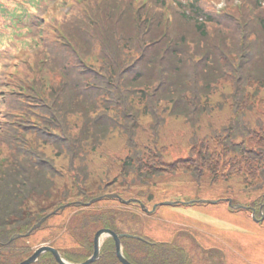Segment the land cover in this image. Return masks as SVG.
Masks as SVG:
<instances>
[{"label": "trees", "instance_id": "trees-1", "mask_svg": "<svg viewBox=\"0 0 264 264\" xmlns=\"http://www.w3.org/2000/svg\"><path fill=\"white\" fill-rule=\"evenodd\" d=\"M245 1L212 27L208 23L214 18L199 0L181 4V22H190L196 33L188 44L177 19L172 36H163V0H157L158 17L150 19L151 13L130 7L109 17V30L89 41L78 23L75 32L67 30L59 41L40 36L32 46L35 58L49 57L50 64L61 61L66 82L39 84L33 79L26 91L36 98L31 101L38 104L35 111H26L29 103L19 98L23 96L0 92V264L24 257L25 249H16L9 239L28 232L50 211L40 201L50 200L53 193L61 194L58 206L75 202L73 238L85 252H92L96 230L122 233L143 219L135 203L87 209L76 203L93 198L87 193L90 159L116 137L124 140L126 152L118 174L105 185L119 184L115 193L121 198L150 202L154 182L180 172L196 182L207 177L231 190L240 186L254 197L250 205L262 206L264 213V0ZM12 14L15 29L29 31L30 23H39L25 12ZM42 75L30 72L29 77ZM226 111L225 123L215 125ZM11 114L17 115L12 128L6 126ZM165 119L182 121L192 136L186 157L173 162H166L167 148L158 144ZM145 120L153 123L143 140ZM203 130L209 135L200 137ZM122 190L133 195L125 198ZM221 197L236 200L227 190ZM121 244L131 264L171 263L172 248L166 244L126 238ZM61 247L70 262L86 258H79L67 243ZM114 251V241L105 239L94 264H119ZM38 263L55 264L48 253Z\"/></svg>", "mask_w": 264, "mask_h": 264}, {"label": "rangeland", "instance_id": "rangeland-1", "mask_svg": "<svg viewBox=\"0 0 264 264\" xmlns=\"http://www.w3.org/2000/svg\"><path fill=\"white\" fill-rule=\"evenodd\" d=\"M53 1L57 4L52 5ZM73 0H42L37 6L41 16L45 18L48 23L41 22L42 27L48 26L49 23L57 22L62 26L72 21V14H76L73 8L65 9ZM186 2L187 0H180ZM118 2V0H115ZM200 2L210 11L212 8V0H200ZM217 3L215 6L217 8ZM106 12H111L113 9L107 6L99 8ZM37 11V10H36ZM11 23L14 19L12 13L1 15ZM25 23H28L27 18ZM4 25L0 32L8 33L14 29L13 24ZM184 26L185 34L190 38H195L193 26L190 22L180 23ZM179 25V26H180ZM73 33V32H72ZM43 35L41 29L40 34ZM193 37H191V36ZM28 33L23 37L24 41L8 42L6 51L0 52V92L15 93L23 97H19L24 102L29 103L26 111H35L37 103L34 96L27 93L26 89L32 86V80L39 78L29 77L25 74L26 62L18 66L16 78L6 79L7 76L2 73L5 70H11V62L16 63L17 53L23 49H31L37 38H32ZM28 38V41L26 40ZM83 41V40H82ZM3 43V41H2ZM25 44V45H24ZM133 49L138 53V48L133 46ZM29 52H25L24 59L29 56ZM138 57V56H136ZM55 66V64L53 63ZM12 77V76H11ZM9 86L4 87V84ZM40 84V83H39ZM38 105V104H37ZM229 112H221L219 120L215 125H222L228 119ZM7 117L6 126H13L16 122V115L11 114ZM15 116V117H14ZM1 119V118H0ZM153 121L145 120V133L141 137L146 139L150 136V128ZM204 123V122H203ZM2 124V122H1ZM160 139L158 144L167 148L168 156L165 157L166 162H173L175 159L186 157L192 142L188 127L180 120L165 119L162 127L158 131ZM209 135L208 131H201L199 136ZM124 140L120 137L108 140L105 147L99 151V155L93 156L90 159V180L89 189L87 193L89 196L96 198L101 195H110L120 191L119 184L105 185L112 180L119 172V160L124 157L126 150H123ZM59 165L58 162H56ZM174 179V180H173ZM232 189L221 182L210 183L209 179L205 177L202 181L196 182L188 174L180 173L174 175H164L161 179L156 180L153 187L149 190L152 194V202H146L147 209H150L153 203L160 201H176L183 200H215L227 190L228 195H236V204L245 205L252 201L254 197L248 195L247 192L240 186H232ZM124 193V197L128 198L133 195V192ZM79 199V197L77 198ZM145 200V199H144ZM61 201L60 193H53L50 200L40 201L41 206L46 209H53L58 202ZM118 201L116 199H103L100 201V206H115ZM67 208L64 212L50 217L43 226L33 233L32 236L21 240L16 246L17 249L23 247L25 249L26 242L30 243V249L25 252V255L33 254L36 249L43 245L50 239H56L54 246L63 251L61 244L68 242L74 253L82 252V248L73 242V223L75 217L71 216L70 210ZM122 232L133 235H140L148 238L150 241L169 242L179 252L173 253L170 264H176L181 261V264H213L215 260H221L224 264H264V223L257 224L251 219L249 212L245 210L231 211L225 202L216 204H193L192 206H169L163 205L159 207L154 215L150 218L144 217L136 221L130 227H124ZM48 239V240H47ZM28 249V248H27ZM215 250L220 251V257L214 256ZM24 255V256H25ZM27 256V257H28ZM22 257V256H21ZM19 257V258H21ZM13 262V258H11Z\"/></svg>", "mask_w": 264, "mask_h": 264}, {"label": "water", "instance_id": "water-1", "mask_svg": "<svg viewBox=\"0 0 264 264\" xmlns=\"http://www.w3.org/2000/svg\"><path fill=\"white\" fill-rule=\"evenodd\" d=\"M107 198H118L117 195H110V196H107ZM102 197L100 198H97V199H94L92 200L91 203L93 202H96V201H99L101 200ZM125 203V202H124ZM128 203V202H126ZM200 203L202 204H214L215 201H206V200H202L200 201ZM174 203H171V202H166V203H163V205H173ZM186 204H190V203H186ZM229 204L231 206V202L229 201ZM234 209H238L240 206H232ZM156 208V205L153 207V209L149 212L147 210H145L146 213L148 214H151ZM61 210L63 208H60ZM56 212H54L53 214H55ZM46 220V218H43L38 224H36L32 229L31 231L37 229L38 227L41 226V224ZM31 231L27 234L29 235L31 233ZM26 235V236H27ZM20 236H14L12 239H16V238H19ZM105 237H110L113 239L114 241V246H115V255H116V258L118 259V261L121 263V264H130L124 257H123V254H122V248H121V239L122 238H134L130 235H117L115 234L114 232H112L111 230H106V229H101L99 230L98 232H96L95 236H94V239H93V252L90 256V258H88L86 261H84L83 263H80V264H93L94 262H96L99 258V253H100V246H101V241L105 238ZM136 239H139V238H136ZM43 252H50L55 261L58 263V264H71V263H68L66 261H64L60 254L52 249V248H49V247H41L39 248L31 257H29L27 260H24L23 262H21L20 264H32L33 262H35L37 260V258L39 257V255Z\"/></svg>", "mask_w": 264, "mask_h": 264}]
</instances>
